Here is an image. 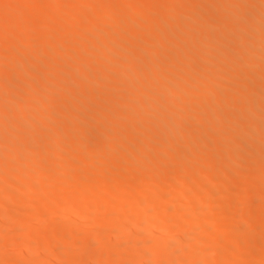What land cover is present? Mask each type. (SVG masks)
Segmentation results:
<instances>
[{
	"label": "bare ground",
	"instance_id": "obj_1",
	"mask_svg": "<svg viewBox=\"0 0 264 264\" xmlns=\"http://www.w3.org/2000/svg\"><path fill=\"white\" fill-rule=\"evenodd\" d=\"M8 1L0 264H264V0Z\"/></svg>",
	"mask_w": 264,
	"mask_h": 264
},
{
	"label": "rangeland",
	"instance_id": "obj_2",
	"mask_svg": "<svg viewBox=\"0 0 264 264\" xmlns=\"http://www.w3.org/2000/svg\"><path fill=\"white\" fill-rule=\"evenodd\" d=\"M1 1H2V2H1ZM98 1H99V0H96V2H98ZM103 1H104V0H103ZM103 1L101 2V0H100L99 4H97V5H96V3H93V7H94V8H95V7L98 8L97 6L100 5V3L104 5ZM128 1H129V0H128ZM128 1H127V2H128ZM135 1L137 2V0H135ZM151 1H152V0H151ZM154 1H155V0H154ZM260 1H261V0H260ZM5 2H6V3H4V0H0V4L2 5V8H4V9H6V7H7V2H8V6H10L11 3H12V5L15 3V2L13 3L12 1H8V0L5 1ZM9 2H10V4H9ZM17 2H19V0H17ZM94 2H95V1H94ZM104 2H105V1H104ZM136 2H135V3H136ZM148 2H149V4H150V3L152 4L153 1H152V2H150V0L145 1V2H144V7L147 8L148 6L151 5V4L148 5ZM128 3H129V2H128ZM133 3H134V0H131L129 5L134 7V6H135V3H134V5H132ZM145 4H146V5H145ZM103 5H100L99 8H100L101 6H103ZM33 6H34V5H33ZM33 6H32V8H33ZM10 7H11V6H10ZM10 7H8V8L10 9ZM133 7H131V8H133ZM8 8H7V9H8ZM146 8H145V9H146ZM141 10H143L142 12L145 13V10H144V9H141ZM141 10H140V11H141ZM249 11H251V10H249ZM137 12H138V13L134 12V14L136 13V14H135V18H136V17L138 18L137 14L139 15V17H142V15L144 14V13H140L139 11H137ZM251 12L254 13V10H252ZM246 13H247V12H246ZM249 13H250V12H249ZM249 13H247V14H249ZM255 13H256V11H255ZM132 14H133V13H132ZM134 14L132 15V17L134 16ZM140 14H142V15H140ZM243 15H245L246 17L249 16V15L247 16L246 14H243ZM243 15H242V17H243ZM253 15H255V14H253ZM253 15H251V16H253ZM245 16H244V17H245ZM251 16H249V17L251 18ZM204 20H206V19H204ZM206 21H208V19H207ZM11 26H12V28H13L15 25H11ZM17 27L19 28L20 26L16 25V28H17ZM137 38H140V37H137ZM174 38H176V37H174ZM194 39H195V37L192 39V41H193ZM134 40H135V39H134ZM134 40H133V42H132L131 44H132V45H134V44L137 45V43H138L137 41H138L139 39H138V40H135V42H137V43H134ZM140 40H141V39H140ZM196 40L198 41V38H197V37H196ZM196 40H194V41H196ZM138 44H139V43H138ZM207 44H208V43H207ZM207 46H208V45H207ZM135 48H136V47H135ZM136 51L138 52V50L133 51V54H134V52L137 54V55L134 54V56H135V55H136V56L140 55L139 53H141V52L139 51V53H137ZM237 54H238V53H236V57H237ZM233 55H235V53H234ZM233 55H230V56H233ZM204 58H205L204 60H203V58H202V60H200V59H199V60H200L201 62H204L206 59H207V60L209 59V58H207V57H204ZM211 58H214V57H211ZM218 58H219V57H217L216 59H218ZM226 58L229 59V56L226 57ZM226 58H225L224 60H226ZM230 58H232V59L234 58V59H233L234 61H235V59H236L235 57H230ZM237 58H240V54H239V56H238ZM221 59H222V61H224L223 58H219L220 62H219V60H218V61L215 60V61H216V62H219L220 64H221V63H222V64L224 63V65H225V64H226L225 61H224V62H221ZM199 60H198L199 63L197 62L198 65L201 64V65H202L201 67H204V66L207 67V66H208V62H209L210 59L208 60V62H207V60L205 61V65H203ZM236 60H237V59H236ZM211 61H212V59H211ZM211 61H210L209 63H211ZM213 61H214V60H213ZM227 61H228V60H226V62H227ZM231 61H232V60H231ZM232 62H233V61H232ZM235 62H236V61H235ZM228 63H230V62H228ZM233 63H234V62H233ZM26 64H27V63H26ZM206 64H207V65H206ZM222 64H221V65H222ZM27 66H29V65L27 64V65L24 66V67L26 68ZM199 66H200V65H199ZM33 67H34V68H33ZM33 67H32V69H36L37 67H39L38 69H36L37 71L34 70L35 72H38V70H40V69L42 70V69H43L41 65L36 66V68H35V66H33ZM30 68H31V67L29 66V71L32 70V69L30 70ZM130 69L132 70L133 67L130 68ZM27 70H28V68L26 69V71H27ZM41 70H40L38 73H40ZM133 70H134V69H133ZM133 70H132V71H133ZM135 70H136V69H135ZM29 71H28V73H29ZM32 71H33V70H32ZM32 71H31V72H32ZM34 71H33V72H34ZM41 73H42V72H41ZM231 73H233V72H231ZM231 73H227V74H230V78H232ZM1 74H2V76L0 75L1 77H6L5 75H7V76H8L7 79H9V75H8L7 73H6V74L1 73ZM233 75H234V73H233ZM227 77H228V75H227ZM233 77H234V76H233ZM0 79H1V78H0ZM2 79H3V78H2ZM2 79L0 80V83H3V82H4ZM7 79H5V82L7 81ZM167 80H169V81H167ZM167 80L164 81V82L167 81L166 83H163V86L165 85V87L161 86L162 84L159 85V87L161 86V88H160L161 90H162V88H163V89H166V86H167V87H171V86H174V85H175L174 80H172L173 82H171V84H170L171 86H168V85H169L168 82L170 83V80H171V79H167ZM256 80H257V79H256ZM1 81H3V82H1ZM27 81H28V80L25 79L23 82H27ZM28 82H29V81H28ZM28 82H27V83H28ZM256 82H259V79H258ZM29 83H30V82H29ZM29 83H28V85H27V84H25V85H27V87L31 90L30 85H31L32 83H31V84H29ZM173 83H174V84H173ZM22 84H23V83H22ZM22 84H20V86H23ZM166 84H167V85H166ZM172 84H173V85H172ZM34 87H35V86H34ZM15 88H16V87H15ZM15 88H13L14 90H12V91H11V89H10V90L8 89L7 92L10 91V93H9V92L7 93L8 96H6L7 94L5 95L7 98L10 97L9 99H10V100L12 99L13 101H14V99L17 98V97L14 95L15 98H14V97L11 98V96H12L13 94H12V95H10V94H11V93H14V92H15V94H16V92H18V91H15ZM20 88H21V87H20ZM157 88H158V86H157ZM21 89H23V91H24V89H26V88L22 87ZM160 89H158V90H160ZM26 90H28V89H26ZM13 91H14V92H13ZM4 92H6V91H4ZM26 92H27V91H26ZM90 93H91V92H89V94H90ZM129 93H130V92H129ZM4 94H5V93H4ZM55 99H57V98H55ZM15 100H16V99H15ZM53 100H54V99H53ZM58 100H59V99L56 100V101L58 102L57 104L60 103V101H58ZM18 101H19V100H16L17 105H18ZM51 101H52V100H51ZM24 102H25L24 100H23V102L20 101V103H24ZM12 103H13V102L11 101V107H13V105H14V103H13V104H12ZM16 103H15V104H16ZM52 103H54V102H52ZM9 104H10V102H9ZM24 104H25V103H24ZM31 104H32V103H31ZM54 104L56 105V103H54ZM0 105H2V104L0 103ZM17 105H14V106H16L15 108H18ZM21 105H22V104H20V105H18V106H21ZM25 105L27 106V104H25ZM29 105H30V104H29ZM29 105H28V106H29ZM26 106H25V107H26ZM32 106H33V105H31V107H32ZM29 107H30V106H29ZM31 107H30V108H31ZM0 108H2V107H0ZM15 108H13V109H15ZM27 108H28V107H27ZM263 112H264V111H263ZM81 113L83 114V113H85V112H81ZM197 114H198V113H197ZM193 115L197 116V115H196V112H195V114L192 113V116H193ZM93 125H94V124H92V126H93ZM92 126H89V127H90L89 129H90V130H88V128H87V130H88V131H91V130L93 131V130H94L93 127H94V126L96 127V125H94L93 127H92ZM91 127H92V128H91ZM184 129H185V128H184ZM184 129H179V131H181L182 134L187 133V132H188L187 129H185V130H187V132H182ZM191 130H192V129L189 130V132H188L189 134L193 133V132H190ZM88 131H87V134L90 135L92 132L89 133ZM177 131H178V130H177ZM177 133H178V132H177ZM181 133H180V134H181ZM92 134H93V133H92ZM178 134H179V133H178ZM182 134H181V135H182ZM28 136H29V135H28ZM28 136H27V138H31V137H32L31 135H30L31 137H28ZM87 136H88V135H87ZM33 137H34V136H33ZM91 138L94 139V136L91 135ZM91 138H89V141H90ZM93 139H91V141H92ZM22 149H25V148L22 147ZM25 150H26V149H25ZM15 152H16V151H14V153H15ZM19 152H20V153H21V152L23 153V151H21V149H19L17 153H19ZM11 153H13V152H11ZM22 153H21V154H22ZM9 155H10V153H9ZM5 166H7V164H6ZM1 167H2V168H1V172H2V174L5 173V172L9 169V166L7 167V169H6V168L4 169V166H1ZM10 170H11V168H10ZM3 171H4V172H3ZM8 171H9V170H8ZM33 171H34V170H33ZM1 172H0V173H1ZM174 172H175V170H174ZM174 172L171 171L170 175H172V176L168 175L169 173H166L165 175H163V176H166V178L164 177V180L166 181V180L171 179L172 177L174 178V177H175V174H176V172H175V173H174ZM36 173H37V172L35 171V174H36ZM172 173H174V174H172ZM30 174H34V173H32V170L30 171ZM35 174H34V175H35ZM173 175H174V176H173ZM203 175H204V174H203ZM203 175H200V176H201V179L204 178V177L206 176V175H204V176H203ZM163 176H160L159 179H163V178H162ZM169 176H170V178H169ZM202 176H203V177H202ZM206 177H207V176H206ZM208 178H209V177H208ZM208 178H205V179H208ZM261 179L264 181V178H261ZM202 180H203V179H202ZM208 180H209V179H208ZM205 181H206V180H205ZM234 183H235L234 185H237V184H236L237 181H234ZM230 184H231V183H230ZM232 184H233V183H232ZM241 184H242V183H241ZM220 186H221V185H220ZM240 186H242V185H238V187H240ZM229 187H231V190L234 189V190L236 191V189H237V188H236L237 186H234V187H233V185H230ZM235 188H236V189H235ZM197 189H198V188L194 189L193 191H194V192H197ZM238 189H239V188H238ZM195 190H196V191H195ZM234 190H233V191H234ZM193 191H192V193H193ZM195 194H196V193H195ZM195 194L193 193L192 195L195 196ZM254 195H255V196H250L251 199H254L255 201H256V200H258V201L261 200V199H259V196H258L257 194H254ZM257 197H258V199H256ZM248 198H249V197H248ZM248 198H247V200L250 202V200H249L250 198H249V199H248ZM260 198H262V197H260ZM195 199H196V198H195ZM263 199H264V198H263ZM255 201L253 202L254 204L257 203V202H255ZM251 203H252V201H251ZM189 205H190V204H189ZM26 206H27V205H26ZM26 206H25V207H26ZM187 206H188V205H186V207H185L187 210H192V209H191V208H192L191 205L189 206V207H191L190 209H188ZM28 207L30 208L31 206L28 205L26 208H24V206H23L24 210H26ZM72 207H73V206H72ZM72 207H69V208H68V211H69L70 208L72 209ZM76 207H77V206H76ZM150 208L152 209L151 211H154L153 209H155V208H152V207H150ZM21 209H22V207H21ZM71 209H70V210H71ZM74 209L76 210L77 208L74 207ZM72 211H73V209H72ZM99 211H100V210H99ZM99 211H97V212H99ZM101 211H102V210H101ZM97 212H96V213H97ZM100 213H101V212H100ZM98 214H99V213H98ZM101 215H104V216H103L104 218L102 217L103 219H105V218L108 216V215H106V213H103V214H101ZM101 215H100V216H101ZM96 216H99V215L96 214ZM100 216H99V219H102V218H100ZM149 217L151 218V215H150ZM2 225H3V224H2ZM4 226H5V224H4ZM140 227H141V228H140ZM142 227H143V226H138L137 228H138L139 230L142 229L141 231H143L144 229H143ZM86 228H87V227H86ZM138 229H137V230H138ZM89 230H90V229H86V231H89ZM169 232H170V231H169ZM169 232H167V235H168L169 237H171V239H173V238L175 239V238H176V237H174L175 235L172 233V234L174 235V236H173L172 234H170L171 232H170V233H169ZM137 234H138V233L136 232V234H134L135 236H133V235H132V236H133V237H138ZM136 235H137V236H136ZM165 235H166V234H165ZM17 236H18V235H17ZM166 237H167V236H166ZM169 237H168V238H169ZM41 239H43V237H42ZM191 245H195V246H199V247L201 246V244H199V243H197V242H195V243L193 242V244L191 243L189 246H191ZM74 246H75V245H74ZM148 246H149V245H148ZM148 246H146V249H148V248H147ZM195 246H193V248H195ZM72 247H73V246H72ZM75 247H76V246H75ZM77 247H78V246H77ZM6 248H7V247H6ZM8 248H9V247H8ZM143 248H144V247H143ZM9 249H10V248H9ZM75 249H77V248H75ZM4 250H5V249H4ZM11 250H13V249L11 248ZM2 251H3V249H2ZM6 251L8 252L9 250H5V251H3V252H4V253H7ZM10 252H12V251H10ZM7 254H9V253H7ZM180 255H181V258L184 259V255H185V254H182V253H181ZM94 256H95V255H94ZM217 256H218L217 254H215V256H214V254H213L211 257H206V258H208V259H206L207 262H204V261H205V258H203L204 261H203V259H202V262L208 264V263H210V262L212 263L213 260H214V262L212 263V264H214V263L217 262V260H218V257H217ZM95 257H96V258H97V257L100 258L99 256H95ZM185 257H186V256H185ZM216 257H217V260H216ZM96 258H93V257H92V260H93V259H96ZM98 258H97V260H95V262H94V261L91 260V257H90V261L96 263V262L99 261ZM90 261L88 260V263H89V264H93V263H90Z\"/></svg>",
	"mask_w": 264,
	"mask_h": 264
}]
</instances>
